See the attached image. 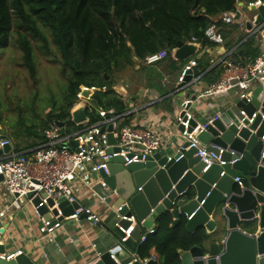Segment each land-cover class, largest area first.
<instances>
[{"label":"trees","instance_id":"16d2710c","mask_svg":"<svg viewBox=\"0 0 264 264\" xmlns=\"http://www.w3.org/2000/svg\"><path fill=\"white\" fill-rule=\"evenodd\" d=\"M248 1L252 0H0V51L13 38L32 77L36 72V48L44 56L53 57L63 78L58 98L49 103L51 108L44 118L30 124L23 118L18 120L24 132L10 134L16 138L25 135L27 140L23 147L15 143L14 150L25 151L42 144L43 130L51 122L72 125L68 121L70 109L82 85L104 86L105 90L93 92L90 96L93 106H84L87 121L75 128L97 122L99 109L122 113L127 107L112 87L120 81L123 72L127 73L136 64L141 70V64L150 54L170 57L178 41L192 36L202 47L213 45L204 36V30L221 13L236 11L238 3L244 6ZM218 26L225 40L230 32L239 31L235 24L219 22ZM250 37L235 52L231 51V61L244 63L257 56ZM243 38L240 35L230 48ZM216 70L217 67L212 72ZM220 72L218 69L216 73ZM0 133L8 136L4 129L0 128ZM186 221L181 215L173 226L168 211L157 215L152 223L154 232L137 244V256L154 255L160 264H180L178 249L200 245L205 237L203 228L187 231Z\"/></svg>","mask_w":264,"mask_h":264},{"label":"built area","instance_id":"2783aa9c","mask_svg":"<svg viewBox=\"0 0 264 264\" xmlns=\"http://www.w3.org/2000/svg\"><path fill=\"white\" fill-rule=\"evenodd\" d=\"M262 4L263 0H252L248 1L245 6L251 9ZM230 13L228 11L221 13L204 30V36L208 41L215 44L223 41L219 22H240L241 12L238 20H234ZM256 15L248 21L251 25L250 30L258 33L264 41V19L256 23ZM185 41L195 44L198 50L201 47L200 42L194 36ZM229 55V53L224 55L219 62L223 65L219 78L205 88L194 91V94H185V91L196 81V76L192 73V68L197 62L195 58L186 61L176 81V89L185 94L175 118L176 126L179 128V137L182 142H188L186 148H196L195 155L199 156L200 161L204 163L202 172L213 163L232 165L239 156L225 161L221 157L224 149L217 148V152L207 151L206 145L202 144L197 136L218 118L221 111L216 109L215 113L207 117L204 122H198L193 118L190 106L202 99L224 97L230 94L238 99L250 101L254 84H262L264 81V54H259L253 60L244 63H234ZM159 58L158 53L150 54L145 57V63L154 62ZM97 90H105V87L80 86L68 118L74 127L69 125V131H67L66 123L63 126H59L56 122L49 123L43 130L45 140L35 148L15 151L10 139L0 133V236L5 230L2 220L7 217L11 219L12 211L25 209L26 206L32 209L37 220L40 238L48 242H54L63 222L83 220L93 226L99 225L102 220L101 214L81 199L82 190L88 189L93 205L103 203L114 213L113 227L120 235L110 250L120 248L130 237L132 226L136 222L135 218L128 213L126 201L122 200L117 205L109 204L108 198L115 193V190L109 188L104 175L108 173L110 160L119 157L122 165L144 161L148 155H152L162 147V139L157 132L147 127L122 123L121 115L115 114L112 109L108 111L99 109L100 119L97 122L82 128H75L87 121L86 118L84 122L76 123L72 116L78 108H84L83 99L86 98L84 92H87L88 96ZM241 113L244 114L243 111ZM255 116V112L251 114L248 124L252 123ZM192 120L195 121V125H192ZM108 133L112 134L114 142L108 141ZM261 140H264V133ZM71 141L75 142L74 145L70 144ZM7 146L9 149L5 150ZM261 155H264V151ZM222 174L223 172L220 173ZM234 181L239 184L238 177H235ZM95 183L100 185L101 191L93 188ZM61 198L66 201L67 205H73L72 213L63 214L62 208L58 206V200ZM41 206L45 208L44 213L39 212ZM185 217L189 219L191 216ZM125 222L129 224L126 226ZM153 232L154 227L151 225L145 234L139 237L138 242H144L147 235ZM20 252L18 248L12 251L4 250L0 252V258L10 259ZM153 262L160 264L154 255L145 258L132 255L125 264H152Z\"/></svg>","mask_w":264,"mask_h":264},{"label":"water","instance_id":"95a60500","mask_svg":"<svg viewBox=\"0 0 264 264\" xmlns=\"http://www.w3.org/2000/svg\"><path fill=\"white\" fill-rule=\"evenodd\" d=\"M239 6H242V2ZM251 9L257 11L255 22H261L264 19V0L261 6ZM230 16L238 20L240 11L231 12ZM246 26L247 29L251 27L249 22ZM196 51L195 44L178 41L173 56L177 60H184ZM197 71L194 66L192 73ZM112 89L119 96L124 95V88L120 84H115ZM84 96H87V92H84ZM254 112L256 116L248 124V118ZM72 116L74 122H84V108H78ZM262 116L264 81L252 92L250 101L236 99L198 134L197 139L206 145L207 151L224 149L221 155L223 160L239 156L232 165L213 163L202 172L204 163L195 155L196 148H186L187 141L182 142L176 151L158 150L141 162L122 165L119 157L110 160L108 173L104 175L107 185L115 188L123 201L127 202L128 213L134 216L136 223L130 237L120 248L102 253L94 264L127 263L130 256L124 257L120 253L122 248L134 250L140 237L139 225L149 228L157 215L165 211L172 215L173 226L184 215L191 216L185 224L187 231L193 232L197 228L205 230V237L200 245L188 250L178 249L180 264H264ZM58 124L63 126L64 122ZM192 125H195L194 120ZM108 141L114 142L111 133H108ZM74 143L70 142L71 145ZM8 149L9 146L5 148ZM235 177L239 178V184L234 181ZM58 202L64 215L72 213L73 205H67L62 198ZM39 212H45L44 206L39 208ZM248 223L255 224L256 232L247 233L240 228L242 224ZM128 224L129 222H125L126 226ZM2 251L4 249L1 242L0 252ZM0 264L35 262L21 251L13 258H0Z\"/></svg>","mask_w":264,"mask_h":264},{"label":"crops","instance_id":"0c3cea01","mask_svg":"<svg viewBox=\"0 0 264 264\" xmlns=\"http://www.w3.org/2000/svg\"><path fill=\"white\" fill-rule=\"evenodd\" d=\"M238 9L242 14L240 22L226 24H235L239 31L230 32L227 40L223 38L221 43L205 47L200 44L199 50L197 49V52L184 60L174 58V49L171 50L170 57L162 58L158 53L160 58L147 64L144 61L141 70L139 65L134 66L140 75L138 81L132 80L133 75L130 76L127 73L122 75L123 81L116 84H120L124 88V95L121 98L127 108L120 113V121L154 130L162 139V147L159 150L173 149L176 151L182 143V139L179 137V128L176 126L175 118L185 94H194V91L201 90L212 81L217 80L223 70V65L219 63L221 58L227 53L231 54L232 50L235 52L234 49L248 37L253 38L251 48L256 50L257 56L264 54V41L258 33H253V30L247 29L246 26V23L257 14V11L254 10L250 16H244L239 3ZM240 35H243L244 38L230 48ZM190 58L197 60L195 67L198 71L195 73L196 75L193 73V76H196V81L183 94L176 89V81L180 69ZM216 67L217 70L221 69L220 74L216 73L217 70L212 72ZM148 70L153 72V77H150L148 73L144 74ZM147 79L151 80L146 82ZM259 85L255 83L253 87H259ZM236 99L238 98L233 94L202 99L193 103L189 109L196 121L204 122L207 117L215 113L216 109L222 112ZM93 188L97 191L102 190L98 183H95ZM109 188L115 190L110 186ZM81 199L82 202L92 205L94 211L101 214L102 220L99 225L93 226L83 220L78 222L69 220L63 222L54 242H48L44 238H40L37 220L32 209L26 206L25 209L12 211L11 219L7 217L2 220L5 230L0 236V241L3 244V249L12 251L18 248L35 264H94L102 253L109 251L118 241L120 234L113 227L115 216L107 205L103 203L93 205L88 189L82 190ZM122 200L116 190L108 198L109 204L117 205ZM240 228L247 233L256 232L253 223L242 224ZM139 230L141 236L145 234L147 227L139 225ZM137 244L138 241L134 250L125 247L120 253H123L124 257L137 255Z\"/></svg>","mask_w":264,"mask_h":264},{"label":"rangeland","instance_id":"374dc122","mask_svg":"<svg viewBox=\"0 0 264 264\" xmlns=\"http://www.w3.org/2000/svg\"><path fill=\"white\" fill-rule=\"evenodd\" d=\"M241 10L244 16H250L254 13V10L248 9L245 5L241 6ZM34 55L36 72L35 77H32L22 62L21 53L15 47L13 38H11L8 46L0 51V128L7 132V137L12 142L13 147L15 143H18L19 147H23L27 140L25 135L16 138L10 134L12 131L22 130L24 132L23 127L19 126L18 120L23 118L26 124H30L44 118L45 113L51 108L49 103L57 100L59 86L63 84L58 63L52 61L53 57L44 56L36 48ZM125 73L126 71L123 72V74ZM147 73L153 77L151 70L144 74ZM127 74L133 75L132 80L135 81H138L140 76L139 73L134 72L133 67L127 70ZM150 80L147 79L146 82ZM257 89L258 86L253 87L252 92L254 93ZM90 96L88 95L83 99L84 105L93 106Z\"/></svg>","mask_w":264,"mask_h":264}]
</instances>
